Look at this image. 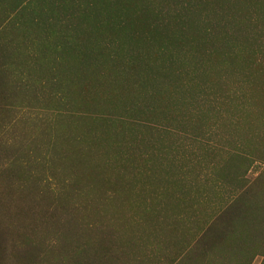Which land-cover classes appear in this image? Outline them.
<instances>
[{
	"label": "rangeland",
	"instance_id": "rangeland-1",
	"mask_svg": "<svg viewBox=\"0 0 264 264\" xmlns=\"http://www.w3.org/2000/svg\"><path fill=\"white\" fill-rule=\"evenodd\" d=\"M0 264H264V0H0Z\"/></svg>",
	"mask_w": 264,
	"mask_h": 264
}]
</instances>
